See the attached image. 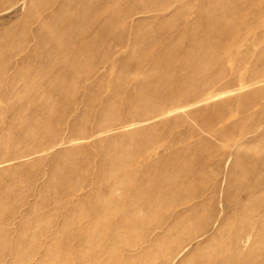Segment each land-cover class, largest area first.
I'll return each instance as SVG.
<instances>
[{"label":"rangeland","instance_id":"obj_1","mask_svg":"<svg viewBox=\"0 0 264 264\" xmlns=\"http://www.w3.org/2000/svg\"><path fill=\"white\" fill-rule=\"evenodd\" d=\"M0 264H264V0H0Z\"/></svg>","mask_w":264,"mask_h":264}]
</instances>
